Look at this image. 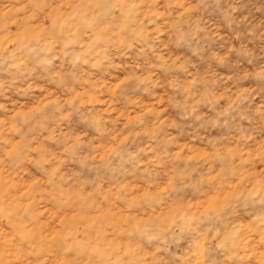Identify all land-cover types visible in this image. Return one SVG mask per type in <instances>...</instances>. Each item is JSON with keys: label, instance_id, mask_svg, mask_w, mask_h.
<instances>
[{"label": "rangeland", "instance_id": "1", "mask_svg": "<svg viewBox=\"0 0 264 264\" xmlns=\"http://www.w3.org/2000/svg\"><path fill=\"white\" fill-rule=\"evenodd\" d=\"M0 264H264V0H0Z\"/></svg>", "mask_w": 264, "mask_h": 264}]
</instances>
